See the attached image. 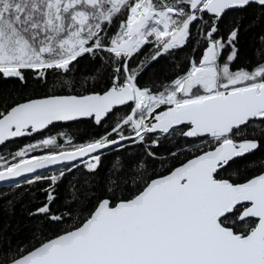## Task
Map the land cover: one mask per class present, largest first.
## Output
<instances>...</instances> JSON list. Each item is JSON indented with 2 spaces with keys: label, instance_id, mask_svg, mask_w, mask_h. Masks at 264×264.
Returning <instances> with one entry per match:
<instances>
[{
  "label": "snow or ice",
  "instance_id": "obj_1",
  "mask_svg": "<svg viewBox=\"0 0 264 264\" xmlns=\"http://www.w3.org/2000/svg\"><path fill=\"white\" fill-rule=\"evenodd\" d=\"M249 13L264 23V0H0V82L23 93L0 92V196L10 211L44 193L27 241L0 226V264H264ZM201 43L170 82L141 84Z\"/></svg>",
  "mask_w": 264,
  "mask_h": 264
},
{
  "label": "trees",
  "instance_id": "obj_2",
  "mask_svg": "<svg viewBox=\"0 0 264 264\" xmlns=\"http://www.w3.org/2000/svg\"><path fill=\"white\" fill-rule=\"evenodd\" d=\"M252 13H249L245 19L242 21L244 24V29L241 33V49L243 56L247 61H251L255 64L257 57L255 55V50L260 46V36L264 35V23L256 21L252 23ZM195 47V53L192 49ZM203 48V43L200 46L186 45L185 49L180 52V54L170 60H162L160 63L156 64L155 67L150 68L145 74L141 84H166L176 77L178 73L186 71L189 67V59L191 56L195 55L197 58L201 55V50ZM0 92H7L10 97H15L17 94L23 95V93L18 89V87L12 83L6 86L0 82ZM2 107V105H0ZM82 128L85 126H81ZM57 131L67 132L69 134L73 133L74 129L63 128V129H53L52 135H55ZM102 131V130H100ZM22 143H27L28 139H21ZM18 145H13L12 147H17ZM252 159L260 161L264 159V151H257L256 156ZM110 160H105V165H107ZM0 191H6V186L0 188ZM65 191L61 189L60 197L63 198ZM31 197V199L29 198ZM8 199L7 196H0V226L7 225V234L11 240L15 242L27 241L32 233L36 221L28 216V210L36 206L44 199V193L40 192L33 187L31 193L24 196L15 203L14 208L10 211H5V201Z\"/></svg>",
  "mask_w": 264,
  "mask_h": 264
},
{
  "label": "water",
  "instance_id": "obj_3",
  "mask_svg": "<svg viewBox=\"0 0 264 264\" xmlns=\"http://www.w3.org/2000/svg\"><path fill=\"white\" fill-rule=\"evenodd\" d=\"M21 139H24V138H20V140ZM5 186H6V184H4V182H0V188L5 187Z\"/></svg>",
  "mask_w": 264,
  "mask_h": 264
}]
</instances>
